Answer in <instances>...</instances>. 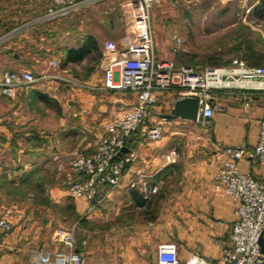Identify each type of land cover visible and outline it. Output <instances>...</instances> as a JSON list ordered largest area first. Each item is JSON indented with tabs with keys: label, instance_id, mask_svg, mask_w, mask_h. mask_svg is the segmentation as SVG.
I'll return each mask as SVG.
<instances>
[{
	"label": "crops",
	"instance_id": "obj_1",
	"mask_svg": "<svg viewBox=\"0 0 264 264\" xmlns=\"http://www.w3.org/2000/svg\"><path fill=\"white\" fill-rule=\"evenodd\" d=\"M86 36H93L99 43L100 39L93 31ZM82 41L83 38L79 44ZM24 44L20 39L14 43L17 48ZM12 53H15L13 57ZM12 53L5 52L0 75L7 67H12L8 61L20 62L16 60V53L22 52ZM165 57L160 60H171L170 55ZM88 80L92 86L100 88L104 85L105 71L101 64L91 71ZM249 85L259 84L252 82ZM54 92H44L37 84L11 95L0 90V149L11 157L0 160V174L5 172L16 185L31 170L44 174L48 170L46 165L55 170L56 158L68 156L76 150L92 153L99 139L106 135L105 125L109 119L135 102L134 95L126 92L84 91L70 104L77 109L72 107L70 110L69 105L65 109V104ZM35 93L53 99L55 102L51 104L56 107V113L50 114L47 111L50 103L37 99ZM173 98L172 94L159 95L157 104L147 115V123H159L161 116L172 109L169 101ZM217 104L219 109L206 127L191 122L202 127V135L196 136L194 141L191 133L177 129L189 122L181 119L165 121L159 141L148 142L141 140L139 134L134 135L135 147L128 150L135 152L136 159L127 165L121 184L92 206L82 199L72 198L68 178L55 170L58 174L45 182L48 199L64 210L71 203L78 216L76 219L62 215L52 207L35 206L30 198H0V207L8 212L12 223V230L0 238V264H30L38 255L64 251L63 244L53 238L57 229L73 231L74 249L81 252L89 264H156L158 246L167 243L176 245L180 263L197 255L219 264L223 250L229 247V234L236 218L233 200L214 191L213 178L226 159V148L250 152L255 147L258 124L264 119V95L261 92L256 94L253 103L245 105L240 98L223 93L218 96ZM65 110L69 111L67 117ZM48 118L58 121L54 128L45 126ZM66 121L72 122L68 126L70 131L56 132ZM88 133L97 137L93 148ZM34 136L42 143L31 148L27 141ZM178 140L185 143L186 148L176 166L167 159L173 158L172 150ZM60 143L69 146L65 149ZM26 156L32 159L26 164L21 163V158ZM237 167L241 173L264 183V164L258 160H241ZM139 180L149 186L171 181L176 189L168 198H150L148 201L131 198L130 193L139 190V185L131 189L130 184ZM13 210L19 213L18 217L13 215Z\"/></svg>",
	"mask_w": 264,
	"mask_h": 264
},
{
	"label": "built area",
	"instance_id": "obj_2",
	"mask_svg": "<svg viewBox=\"0 0 264 264\" xmlns=\"http://www.w3.org/2000/svg\"><path fill=\"white\" fill-rule=\"evenodd\" d=\"M51 4L47 17L59 20L71 13L91 6L96 0H42ZM150 0H132L121 6L125 20V46L116 48L105 44L101 65L105 71V83L96 87L76 78L55 76L59 82L78 91L108 90L134 95L132 107L111 117L105 125L106 135L99 139L92 153L74 151L68 156L56 158L55 170L69 180L72 198L82 199L89 206L105 198L117 188L124 177L127 165L136 155L128 151L125 142L133 133L141 140L159 141L166 119L151 125L146 118L157 104L159 95L172 94L170 106L178 99L193 98L198 101L196 123L206 127L216 110L217 98L227 93L240 98L245 105L253 103V97L264 95V65L248 66L243 60L234 59L221 67H200L176 64L172 60H156V46L151 31ZM183 39L174 37L169 45L171 54L183 51ZM57 65V62H53ZM35 77L30 71H5L0 75V90L11 95L18 90H27L45 79ZM256 82L258 86L249 83ZM226 159L221 162L214 175L213 189L230 197L235 204V221L229 234V247L223 250L219 264H264L260 250V237L264 231V183L238 170L241 160L256 159L264 164V119L258 124L257 143L252 151L226 148ZM173 154V153H172ZM169 162H174L168 158ZM148 201L157 191L139 180L131 183L134 189ZM12 230L10 215L0 207V238ZM53 238L62 243L65 250L52 255H38L30 264H89L85 256L76 251L72 230L57 229ZM156 264H215L201 256H192L184 263L177 258L176 245L161 244L157 248Z\"/></svg>",
	"mask_w": 264,
	"mask_h": 264
},
{
	"label": "rangeland",
	"instance_id": "obj_3",
	"mask_svg": "<svg viewBox=\"0 0 264 264\" xmlns=\"http://www.w3.org/2000/svg\"><path fill=\"white\" fill-rule=\"evenodd\" d=\"M83 1L85 0H77ZM129 1L132 0H96L80 11L59 20H51L46 15L50 5L42 0H0V67L3 65L5 52H22L20 62L8 61L12 67H7L5 71L25 70L37 78L46 77L39 80L37 85L44 92L52 94L55 91L58 100L65 104V109L69 105L70 110L72 107L76 110L77 106L70 104L72 100L75 102L77 94L84 91L74 90L54 77L76 78L87 82L91 71L101 64L106 43L113 44L116 48L125 46V20L122 18L121 6ZM150 1L151 31L158 48L155 51L156 60L170 55L168 58L178 64L221 67L229 65L234 59L250 60L247 58L248 48H252L253 57L264 58V11L261 15L253 14L254 7L262 0ZM90 30L100 39V57L93 53L81 63L63 66L65 50L79 44ZM177 36L183 39V51L171 54L169 45ZM19 39L25 42L21 48L14 45ZM8 46L10 49H7ZM53 62H57V65ZM47 108L50 114L56 113L53 104L50 103ZM68 114L69 111L65 110L64 115L67 117ZM57 122L56 119L48 118L45 126L51 129ZM68 122H64V127H58L56 132L70 131L71 127L68 126L72 122ZM200 128L202 127L190 121L177 127L186 134L191 133L192 141L196 140V136L202 135ZM88 134L93 148L97 137ZM60 144L65 149L69 146L68 143ZM177 144H174L172 150L171 159L174 162L170 163L176 166L186 148V144L179 143V140ZM6 158L11 157L0 149V160ZM31 159V156H26L20 162L26 164ZM46 166L50 171L43 173L48 181L56 172L51 165ZM153 186L157 187V191L151 198H168L176 189L171 181ZM2 192L4 191H0V198H8ZM12 213L15 217L19 215L14 210ZM18 222L19 218L16 225Z\"/></svg>",
	"mask_w": 264,
	"mask_h": 264
},
{
	"label": "trees",
	"instance_id": "obj_4",
	"mask_svg": "<svg viewBox=\"0 0 264 264\" xmlns=\"http://www.w3.org/2000/svg\"><path fill=\"white\" fill-rule=\"evenodd\" d=\"M259 4L254 7L253 14L261 15L262 11H264V0L259 1ZM51 5L50 3L48 6ZM248 57L250 60L245 59L244 62L253 66H261L262 63H264V58L261 56L253 57L254 55L252 53V48H248ZM95 53L98 55V58L100 57V51L98 47V43L96 42L95 38L93 36H86L83 38L82 43H80L75 48H70L65 50V56H64V62L63 66H66L68 64H77L83 62L88 56ZM15 53H12V57ZM17 57L16 60L20 61L22 58L21 53H16ZM264 65V64H263ZM37 99L43 101L45 104L53 103L55 102L53 99L48 98L44 94L35 93ZM138 133H133L130 135V137L126 140L125 146L127 149L132 150L135 145V139L133 138L134 135L137 136ZM42 141L37 137H30L27 141V144L31 148H35L37 145L41 144ZM126 154L124 151L120 153V155ZM56 172V171H55ZM57 173V172H56ZM58 174V173H57ZM61 175V174H60ZM63 175V174H62ZM47 180L45 179L44 174H40L37 170H31L28 173H25L22 176V179L20 180L19 184H15L14 181H10L7 178V175L5 172H2L0 174V191H4V195L8 198H14L18 200H25V199H31V202L35 206H47L52 207L54 209H57L62 215H65L71 219H76L78 216L73 212V205L70 203L68 205V208L63 209V207L59 205L52 204L49 201V197L46 194V188H45V182ZM69 187V184H68ZM32 188V189H31ZM69 189V188H68ZM33 190V191H31ZM131 198H142L139 190H133L130 193ZM72 210V211H71ZM65 211V212H64Z\"/></svg>",
	"mask_w": 264,
	"mask_h": 264
},
{
	"label": "water",
	"instance_id": "obj_5",
	"mask_svg": "<svg viewBox=\"0 0 264 264\" xmlns=\"http://www.w3.org/2000/svg\"><path fill=\"white\" fill-rule=\"evenodd\" d=\"M197 111H198V101L196 99L183 98L176 100L170 112L161 117L166 120L181 119L185 121L196 122ZM123 151L128 152L129 150L124 148ZM263 233L259 241L260 250L262 254H264Z\"/></svg>",
	"mask_w": 264,
	"mask_h": 264
}]
</instances>
